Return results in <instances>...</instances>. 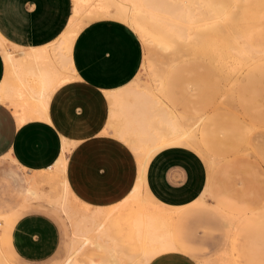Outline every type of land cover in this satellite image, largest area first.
I'll use <instances>...</instances> for the list:
<instances>
[{
	"label": "bare ground",
	"instance_id": "6f19581e",
	"mask_svg": "<svg viewBox=\"0 0 264 264\" xmlns=\"http://www.w3.org/2000/svg\"><path fill=\"white\" fill-rule=\"evenodd\" d=\"M99 18L129 24L145 49L136 79L109 95L111 116L104 132L133 152L137 175L132 188L110 204L83 199L66 174L74 141L63 137L61 158L39 174L37 187L29 191L68 225L69 242L59 264H149L177 249V209L161 203L147 184L153 157L174 146L203 160L207 184L200 198H211L230 224L231 246L218 261L200 264H264V175L257 168L264 164V104L252 101L264 77V0H73L67 28L51 43L60 51L54 55H70L79 32ZM0 50L6 62L17 56L1 34ZM193 62L212 65L225 89L217 102L201 103V92L190 86L191 104L184 109L173 98L172 79ZM50 81L38 80V93L45 94ZM67 81L51 82L55 87ZM7 90L0 99L10 101L6 96L12 90ZM27 115L46 117V112L32 108ZM222 161L227 162L225 175L231 169L246 171L239 187L230 179L215 181ZM0 264H16L2 235Z\"/></svg>",
	"mask_w": 264,
	"mask_h": 264
},
{
	"label": "crops",
	"instance_id": "0c3cea01",
	"mask_svg": "<svg viewBox=\"0 0 264 264\" xmlns=\"http://www.w3.org/2000/svg\"><path fill=\"white\" fill-rule=\"evenodd\" d=\"M72 13L73 0H0V34L10 51L17 55L6 62L0 50V93L3 90L6 93L9 87L8 93L12 90L6 96L12 103L6 98L0 99V162L16 159L22 170L0 174V235L12 258L8 248L10 236L18 256L33 263L44 262L58 251L62 242L61 226L51 215L34 211L23 215L10 233L14 209L11 201L4 200L3 196L21 198L22 205L36 200L29 191L37 187L39 174L48 171L61 158L63 137L74 141L71 152L103 141L119 144L125 152H132L125 143L104 132L109 129L111 116L109 95L136 79L143 64V43L135 30L122 20L99 18L79 32L70 55L55 56L60 51L54 50L51 43L63 34ZM38 80L71 81L55 87L50 81L42 94L37 90ZM38 107L46 112V117L27 115L32 108L40 110ZM153 159L147 169L148 188L161 203L177 209L173 224L177 249L160 253L151 262L175 253L189 254L198 264L218 261L231 246L230 224L225 212L211 198H200L207 184L205 163L206 179L200 183L195 165L181 160L162 165L161 160ZM68 164L69 157L66 169L69 178ZM160 174L161 186L156 180ZM136 175L117 199L132 188ZM115 200L96 204H110ZM187 212L191 216L190 225L203 219L222 231L216 250L199 253L192 241L194 232L184 235L180 231V218ZM59 216L67 231L68 246L69 228L60 213Z\"/></svg>",
	"mask_w": 264,
	"mask_h": 264
},
{
	"label": "rangeland",
	"instance_id": "374dc122",
	"mask_svg": "<svg viewBox=\"0 0 264 264\" xmlns=\"http://www.w3.org/2000/svg\"><path fill=\"white\" fill-rule=\"evenodd\" d=\"M143 50L145 52V49ZM198 76L203 78V80L199 79ZM215 78L219 79L216 80ZM219 80L220 74L212 65L208 63H204L203 65V63L198 64L197 62H193L191 65L180 69L175 74L172 79L171 93L173 94V98L175 97L174 99L178 106L181 108L184 107V109H187L191 104L190 100L192 99H190V86L195 88V90L199 93L201 92V99L198 100L204 101L201 103H205L209 100V98L210 101L217 102L221 93L225 89L224 83ZM257 86L261 92L260 94L255 95L252 101L259 100V102L264 104V77L261 79V82H258ZM182 88L183 90H181ZM262 119L264 120V113L262 115ZM133 158L134 156L132 152H125L121 145L106 141L91 143L87 146L75 149L69 155L68 164V176L75 193L94 203H109L110 201L117 199L134 181L136 170ZM232 158L234 157L232 156ZM154 159L155 161L161 160L162 165H167L171 162L180 160L186 161L188 164L191 163L195 165L194 170L200 177V183L206 179V168L204 162L197 153L188 148L174 147L169 151L156 155ZM226 164V161L219 163L215 173V181L217 183H221L224 179H230V182L235 183V186L239 187L240 181H243L245 178L246 171L241 172L240 174L239 172H235L234 169H231L230 174L225 175V171L227 170ZM262 165L264 166V164ZM262 165H257L259 175L261 176L264 175V167H262ZM9 170L22 172L21 165L16 159L13 160L12 158H8L6 162H0V174ZM156 180L158 185L161 186L162 175H158ZM3 199L11 201V208L14 209V212L11 214L10 233H12L15 223L23 215L34 211L44 212L51 215L59 222L62 229V242L58 251L50 259L40 263H33L18 256L12 246L10 236L8 248L12 253L15 263L59 264L66 255L68 236L65 225L56 209L45 201L31 200L27 204L22 205L21 198L4 195ZM190 219L191 216L189 212L181 216L178 224L180 231L184 235H189L194 232L195 236L192 241L197 244L199 253L202 252L203 254H206L216 250L220 246L219 243L221 242V237L219 233L222 231L214 227L213 224H208L203 219L196 220L190 225ZM150 264L198 263L196 259L189 254L185 255L175 253L158 257Z\"/></svg>",
	"mask_w": 264,
	"mask_h": 264
}]
</instances>
